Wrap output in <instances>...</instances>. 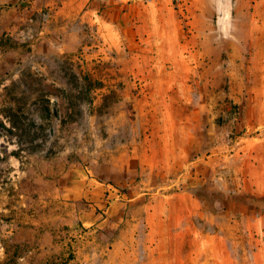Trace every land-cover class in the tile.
<instances>
[{
  "label": "rangeland",
  "instance_id": "374dc122",
  "mask_svg": "<svg viewBox=\"0 0 264 264\" xmlns=\"http://www.w3.org/2000/svg\"><path fill=\"white\" fill-rule=\"evenodd\" d=\"M90 1L74 51L14 47L0 264H72L99 188L133 264H264V0Z\"/></svg>",
  "mask_w": 264,
  "mask_h": 264
},
{
  "label": "crops",
  "instance_id": "0c3cea01",
  "mask_svg": "<svg viewBox=\"0 0 264 264\" xmlns=\"http://www.w3.org/2000/svg\"><path fill=\"white\" fill-rule=\"evenodd\" d=\"M92 4L90 0H0V94L13 79L12 60L20 51L14 47H28L30 55L38 58L74 51L82 37L76 22L81 25L94 12ZM104 192L102 188L94 191L91 208L70 213L71 228H86L76 240L72 264H133L132 253L126 249L134 243L148 245L146 234L132 238L137 221L114 215L117 203L109 206L110 219L101 217L97 210L103 205Z\"/></svg>",
  "mask_w": 264,
  "mask_h": 264
}]
</instances>
